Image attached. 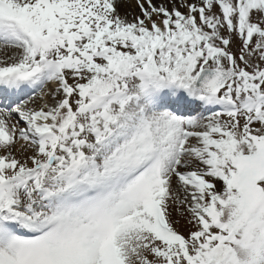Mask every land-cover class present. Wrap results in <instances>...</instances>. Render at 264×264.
<instances>
[{"label": "snow or ice", "instance_id": "6c2138e0", "mask_svg": "<svg viewBox=\"0 0 264 264\" xmlns=\"http://www.w3.org/2000/svg\"><path fill=\"white\" fill-rule=\"evenodd\" d=\"M0 264H264V0H0Z\"/></svg>", "mask_w": 264, "mask_h": 264}, {"label": "rangeland", "instance_id": "374dc122", "mask_svg": "<svg viewBox=\"0 0 264 264\" xmlns=\"http://www.w3.org/2000/svg\"><path fill=\"white\" fill-rule=\"evenodd\" d=\"M182 224H183V222H182Z\"/></svg>", "mask_w": 264, "mask_h": 264}]
</instances>
